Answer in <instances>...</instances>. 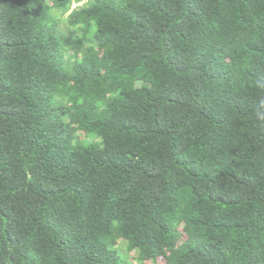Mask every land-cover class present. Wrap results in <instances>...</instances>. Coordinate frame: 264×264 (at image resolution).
I'll return each mask as SVG.
<instances>
[{
    "label": "trees",
    "instance_id": "1",
    "mask_svg": "<svg viewBox=\"0 0 264 264\" xmlns=\"http://www.w3.org/2000/svg\"><path fill=\"white\" fill-rule=\"evenodd\" d=\"M151 260L264 264V0H0V264Z\"/></svg>",
    "mask_w": 264,
    "mask_h": 264
},
{
    "label": "rangeland",
    "instance_id": "2",
    "mask_svg": "<svg viewBox=\"0 0 264 264\" xmlns=\"http://www.w3.org/2000/svg\"><path fill=\"white\" fill-rule=\"evenodd\" d=\"M137 255V253L136 252H132V254H131V256H136ZM164 259L163 258H161V260L160 261H163ZM148 262H150V264H155V262L154 261H148Z\"/></svg>",
    "mask_w": 264,
    "mask_h": 264
},
{
    "label": "clouds",
    "instance_id": "3",
    "mask_svg": "<svg viewBox=\"0 0 264 264\" xmlns=\"http://www.w3.org/2000/svg\"><path fill=\"white\" fill-rule=\"evenodd\" d=\"M53 15H54V16H57V18H59V13L54 12Z\"/></svg>",
    "mask_w": 264,
    "mask_h": 264
}]
</instances>
